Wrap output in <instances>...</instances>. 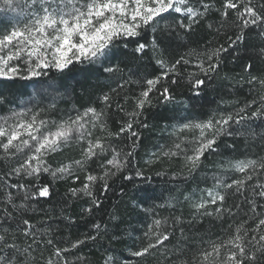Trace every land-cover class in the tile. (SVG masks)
Wrapping results in <instances>:
<instances>
[{"label": "snow or ice", "instance_id": "snow-or-ice-1", "mask_svg": "<svg viewBox=\"0 0 264 264\" xmlns=\"http://www.w3.org/2000/svg\"><path fill=\"white\" fill-rule=\"evenodd\" d=\"M213 13L217 19L210 20ZM202 22L207 38L188 47L189 37ZM252 39L258 44L249 45ZM173 43L185 51L166 55ZM241 48L247 62L237 83L247 84L249 93H256L254 98L233 111L217 108L206 118H180L172 125V143L150 153L143 167L134 164L142 139L140 129L150 127L142 119L145 112L161 104L184 111L195 108L205 91L213 88L228 58L241 59ZM145 60V67H155L142 74ZM77 66L81 71L98 67L111 81L104 86L107 91L100 88L88 106L73 107L67 115L57 117L55 102L41 106L30 97L0 115V160L10 165L0 173V224L5 225L0 232V264H87V257L78 255L70 260L69 254L103 238L107 224L96 220L90 225L92 232L57 242L52 238L54 229L37 227L29 214L44 210L38 205L51 198L55 182L71 180L80 184L68 189L71 197L88 201L81 218L91 217L102 207L101 197H106L115 177L144 182V187L133 184L144 197L132 203L151 220L140 247L129 249L132 257L145 264H264V155L219 162L211 187L199 189L202 194L198 199L185 194L193 210L187 221L179 215L171 221L152 215L156 208L171 207L170 201L143 207L148 200L159 199L150 186L153 177L146 170L151 172L164 159L181 162L170 180H187L194 178L209 156L219 152L222 141L226 150L235 149V143L228 144L225 138L253 144L259 140L264 148V130L257 132L253 127L264 128V0H220L219 5L216 0H0V81L8 82L0 84V106L11 103L5 88L18 81L25 82L20 88L32 82L33 87L39 85L47 92L48 88L65 87V74ZM223 79L232 77L225 74ZM182 82L190 94L188 99L182 95L178 99L174 91ZM129 85L138 91L129 95L125 91ZM129 99L131 111L124 107ZM113 104L124 117L117 121V131L109 125ZM125 137V147H118L115 141ZM73 146L79 150L78 157L50 162L53 155ZM165 175L167 170L155 172V177ZM13 176L17 182H11ZM44 177L50 179L45 182ZM120 193H125L123 186ZM230 194L240 198L234 205H227ZM245 206L247 219L228 224L224 235L199 243L190 238L189 231L203 218L223 223L237 214L234 209L245 210ZM109 218L118 217L110 213ZM64 219L75 222L67 216ZM20 236L29 238L30 243L21 247L17 242ZM173 236L176 242L169 247ZM49 247L52 251L46 259L43 251L36 257L38 248ZM103 264H116V258L108 253ZM122 264L131 262L125 259Z\"/></svg>", "mask_w": 264, "mask_h": 264}, {"label": "trees", "instance_id": "trees-1", "mask_svg": "<svg viewBox=\"0 0 264 264\" xmlns=\"http://www.w3.org/2000/svg\"><path fill=\"white\" fill-rule=\"evenodd\" d=\"M219 5L220 0H216ZM210 20L217 19L215 13L209 16ZM207 38V29L202 22L196 27L189 37L191 41L188 43V47H196L197 43H202ZM224 39L223 36L220 37ZM165 43H168L165 41ZM257 43L258 40H250L249 45ZM131 47V45H130ZM185 51L184 48H176L173 43L171 51L166 55L177 56ZM121 53H117L120 55ZM149 56L151 53L148 54ZM241 59L234 61L231 57L228 58L224 67L222 68L219 77L214 81L213 88L207 89L205 93L198 99L195 108L184 111L179 108H173L172 105H157L150 108L145 112L144 119L150 127L147 129H140L142 139L139 142V146L135 150L134 164L143 167V162L147 159L148 155L152 152L159 150L161 145H169L172 143V137L170 136L172 125L180 122V118H206L212 110L219 108L221 111H233L235 108L242 106L247 100L254 98L256 93H249V86L247 84L240 85L237 83L239 77L244 75L242 65L247 62L244 59V50H239ZM259 62H257L258 64ZM148 61L145 60L141 65L142 74L144 71L152 72L154 65L147 66ZM129 67L135 68L134 64H130ZM81 66L73 68L72 71L67 72L64 77L63 83L65 87L48 88L47 92L39 85L32 86V82H27L26 88H20L18 85L25 82L18 81L17 85L5 88V94L11 103L0 106V114H4L11 107H18L21 103H25L31 97L32 103L40 102L41 106H46L49 103L55 102L57 105L55 115L58 117L61 114L67 115L69 110L73 107L82 108L88 106L93 102L98 94L100 88L106 84L111 83L110 80L105 78V74L102 69L93 67L87 71H81ZM127 71V69H126ZM228 74L232 79H223L224 75ZM253 74H256L255 71ZM55 78L59 81V76L55 73ZM127 78V77H125ZM47 79V78H44ZM0 84L7 85L8 82L0 81ZM115 87V84L111 85ZM129 95L132 91H138L135 85L126 86L125 89ZM177 94V98L188 99L190 94L187 92L186 86L183 82L180 86L174 88ZM36 92L37 95L32 94ZM221 100L226 103L221 104ZM238 101L239 103H235ZM122 102V101H121ZM231 102V103H229ZM124 107L127 111H131L133 103L131 99L128 100ZM123 114L115 111V104H113L112 119L109 121V125L113 131H117L119 124L117 121L123 119ZM256 123H259L258 121ZM253 127L257 132H261L264 128ZM228 144L235 143L234 150H226L224 148V141L221 142V147L217 154L209 156L205 160L204 166L201 167L199 172L194 174V178L187 180H170L171 173L173 171H179L181 162L179 160H167L164 159L162 163H158L151 172L146 174L153 177L151 187L155 189V196L159 197L158 200H148L144 203L143 207H150L153 203H164L170 201L171 207L156 208L152 215L157 218L168 217L171 218L179 215L182 216L185 221L191 218L192 208L190 202H186L184 199L185 194H192L194 199H198L201 196L199 189L211 187L213 184L212 176L219 171L217 165L221 161H228L231 159H240L243 157L257 158L264 155V148L260 146V141L257 140L254 144L251 142L246 143L243 139L238 138H225ZM118 147H125L127 139L115 141ZM125 150H127L125 148ZM78 149L73 146L71 148H65L63 151L55 154L51 157L50 162L57 164L59 162L78 157ZM10 165H6L3 160H0V173L7 171ZM92 167L97 168L96 163H93ZM167 170L168 175L163 177H155V172ZM226 176L235 178L232 173H226ZM50 178L44 177L45 182ZM264 179V177H261ZM83 180V174L81 173V181ZM2 182V181H0ZM11 182H17L15 176L11 177ZM111 188L107 192L106 197H101L103 204L102 207L97 209L91 217H82V209L87 207V198H72L68 193L70 187H79L80 184H73L71 180L57 181L52 185V196L47 201H41L38 205V209L42 208L43 211L37 210L29 214V218L37 227H48L54 229L53 239L59 242L60 240L71 241L80 238L84 234L92 232L90 225L96 220H99L102 224H107V232L102 229L101 239L95 242L89 241L85 245L81 246L79 250H73L69 254V259H73L75 256L83 255L87 257V264H103V259L106 254L111 253L116 258V264H122L123 260H129L131 264H145L144 260L132 257L129 253V249L135 250L140 247L143 231L146 224L150 222L151 217L148 213H145L140 206L133 205V200H140L144 197V193L137 191L133 187V184L144 187V182L140 178L133 179L132 182L124 181L120 177H115L110 181ZM125 188V193H120V188ZM14 194L15 189H10ZM239 197H233L229 195L227 205H234L239 201ZM226 205V206H227ZM237 214L234 217L226 218L223 223L212 217L203 218L202 223L195 224L189 231V236L194 243H199L201 239H216L218 236H222L230 223H239L242 219H247L245 210H235ZM114 213L118 218L111 220L109 214ZM70 217L74 219V223L70 220L64 219V217ZM5 225L0 224V232L3 231ZM251 223L249 224V227ZM167 227V225H165ZM178 230L176 236H178ZM116 239H112V237ZM18 244L24 247L27 243H30L29 238L20 236ZM176 242L175 236L169 241V247ZM61 247L65 246L60 244ZM43 251L44 258L46 259L52 249L43 248L37 249L35 255L40 257V253Z\"/></svg>", "mask_w": 264, "mask_h": 264}, {"label": "rangeland", "instance_id": "rangeland-1", "mask_svg": "<svg viewBox=\"0 0 264 264\" xmlns=\"http://www.w3.org/2000/svg\"><path fill=\"white\" fill-rule=\"evenodd\" d=\"M21 104H23V103H21ZM21 104H20V105H21ZM5 113H6V112H5ZM5 113H4V114H5ZM0 115H3V114H0Z\"/></svg>", "mask_w": 264, "mask_h": 264}]
</instances>
